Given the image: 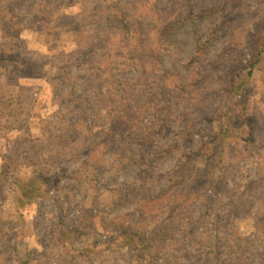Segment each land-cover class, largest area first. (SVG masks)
Returning a JSON list of instances; mask_svg holds the SVG:
<instances>
[{
    "label": "rangeland",
    "instance_id": "obj_1",
    "mask_svg": "<svg viewBox=\"0 0 264 264\" xmlns=\"http://www.w3.org/2000/svg\"><path fill=\"white\" fill-rule=\"evenodd\" d=\"M116 7L126 9L123 18L116 19ZM93 24H174L175 42L160 52L161 64L142 72L147 85L126 65L115 72L119 98L102 88L116 104L128 95L135 109L152 102L153 117L143 111L136 119L143 124L139 153L125 151L128 129L109 108L89 120V131L67 127L75 114L57 94L72 87L92 96L106 77L99 51L85 57L93 62L73 65L76 38L89 36ZM262 24L264 0H0V264H215L206 244L222 250L228 236L217 217L231 194H241L247 174L258 177L252 161L264 152V59L241 96L231 99L229 89ZM163 84L180 88L179 105L160 91L145 97ZM228 104L249 122L254 139L242 146L251 153L226 143L224 161L204 174L206 160L191 142L206 139ZM150 146L153 154L141 155ZM34 177L45 193L16 205L18 187ZM216 179L226 180L225 191L216 192L217 211L206 215L195 199L209 196ZM255 198L251 208L242 199L230 243L250 242L256 253L264 251V192ZM124 231L135 243H110Z\"/></svg>",
    "mask_w": 264,
    "mask_h": 264
},
{
    "label": "trees",
    "instance_id": "obj_2",
    "mask_svg": "<svg viewBox=\"0 0 264 264\" xmlns=\"http://www.w3.org/2000/svg\"><path fill=\"white\" fill-rule=\"evenodd\" d=\"M117 18L120 19L125 16L126 9H119L116 7L114 9ZM129 13V12H128ZM129 17V16H128ZM188 17V16H187ZM186 17H183L185 19ZM122 20V19H121ZM124 20V19H123ZM93 27L88 29L89 36L85 35L81 38H76V46L77 50L75 51V58L73 65L79 67L81 63L88 61L89 63L93 62V59H87L88 55H93L96 52H100L101 59L105 60L104 68L101 70L102 73L106 74L99 84H95L92 86L93 95L87 96L85 93L77 94L73 90L72 87L66 88L68 94H57L58 98L61 100L69 99L71 102V106L67 107L70 110V116L75 114V119L69 122L70 128L75 129L76 131L83 130L84 127L86 131H89V120L95 121L97 117L98 111L102 109H110V112L114 113L116 118L120 117L118 125L122 124L128 129L126 133V142L128 147L125 151L128 153H139V147L141 148L142 142V132H143V124L139 128L137 126L136 119L139 121L144 119L146 115L143 114V111L147 112L149 118L153 117L151 103L152 102H144L141 103L143 108H132L129 104L133 103L130 95L125 96V98H120L118 100V104L114 102V98H119V94H117L116 86L118 85L117 80L115 79V72L118 69H123L126 65H130L131 70L136 72V75L139 74L142 80V86L147 85L149 78L142 74L149 73L154 70V67L159 66L161 61L159 59L160 52L166 51L169 49L170 45L175 42V38L173 36V28L174 24H99L97 28ZM199 41V39L197 38ZM1 54V51H0ZM115 58V60L113 59ZM264 59V24L260 28V31L254 35L252 49L249 57L245 60L244 64L236 67L231 74L229 89L232 94L231 99H235L241 96L245 92L246 80H249V76L251 75L254 67ZM98 61L100 64L101 61ZM153 65V66H152ZM71 66H67L65 68L64 75L60 77L59 85H63L66 83L69 76V69ZM101 68V67H97ZM247 71L245 72V70ZM168 72V71H167ZM180 83V80L176 79V83ZM108 85L109 89L113 93L112 100L109 98L110 96L102 92V88ZM175 85V84H174ZM141 87H139L140 89ZM158 91L161 92L159 95L161 98H168L169 102H174L179 105L180 99L178 98L180 95V88L176 90V86L174 88L167 86H159L156 88V92H153L154 98L151 95L145 94V97H149V99H156L158 96ZM139 96H137L138 98ZM160 97L158 100H160ZM236 100V99H235ZM121 102L127 103L125 106H121ZM88 104V106H86ZM139 103H136V105ZM113 105V106H112ZM134 114V116H130ZM110 113L108 114V117ZM150 118V119H151ZM150 119L144 122L145 126L149 125ZM87 121L82 127L78 126L82 122ZM232 124H236L239 126L238 132L233 130L231 127ZM250 125L246 118H239L235 112L232 111L231 105L228 104L226 110L219 116L217 120V124L214 128L210 130V132L205 137L206 139H200L197 143H193L191 139V149L193 148V152L202 155V157L206 160V165L204 167V174L209 173V170L212 168H216L217 164H221L224 161L225 154L222 151V147L226 143H231L232 141H236L241 144V148L236 149L237 154H247L251 153L250 150L246 146L251 144L253 141V137L251 136V132L249 130ZM153 128L150 126L148 129V135L151 134ZM248 130V132L246 131ZM111 132V130L109 131ZM138 132V134H137ZM137 135V136H136ZM148 138V136H145ZM144 138V140H145ZM236 146V145H235ZM150 147H146L141 149L144 152V157H149L153 154L149 149ZM192 152V153H193ZM88 155V154H87ZM86 155V156H87ZM114 155V154H113ZM256 160L252 161V165L254 166V170L256 176L258 177L252 178L249 174L245 176L246 180L244 181L243 191L239 196L235 194H231V198L226 203V213L222 218L217 217V221L220 224V229L225 232V235H228L224 238L223 249L219 250V247L214 249L210 244H206V252L209 253V256L215 261V264H264V251L256 252V249L252 244L246 243L244 240L240 241L239 244L230 243V238L232 236V230L235 228V222L233 221V217L237 214L239 210L240 204H242V199L247 197L248 207L251 208L253 200H256L255 197H260V195L264 192V152L261 154H257ZM140 162V160H137ZM237 173L241 170L236 169ZM223 172L220 175V179H223ZM226 180H212L210 190L211 193L206 197L203 195H199L195 201L199 200L201 206H203L204 213L209 215L211 212L214 213L217 211V195L223 194L225 191V183ZM262 182L263 186L258 187L257 185ZM43 187V188H42ZM238 184L233 180V187L238 188ZM18 192L15 196L16 205L22 206L25 204H29L33 202L35 199H38L43 196L44 186L39 182L38 177L31 178L25 184H22L18 187ZM222 189V190H220ZM201 199V200H200ZM185 202V199L182 200ZM184 207V205H182ZM180 207V204L175 206L177 210V214H181L177 208ZM224 209V207H221ZM186 209V206H185ZM185 214L189 215V212ZM191 217V216H190ZM130 232L124 231L120 235L116 236L111 244L117 245V247L129 246L132 243H135V240L130 237ZM142 247V242H140ZM205 247V244H204ZM228 248V250H227Z\"/></svg>",
    "mask_w": 264,
    "mask_h": 264
}]
</instances>
